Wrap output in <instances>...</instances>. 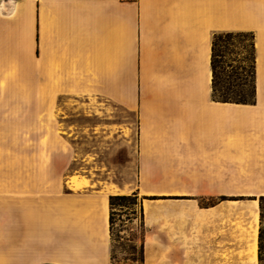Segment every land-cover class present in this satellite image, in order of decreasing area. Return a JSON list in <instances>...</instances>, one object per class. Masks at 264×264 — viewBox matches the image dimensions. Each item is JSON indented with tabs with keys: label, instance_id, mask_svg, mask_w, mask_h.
Instances as JSON below:
<instances>
[{
	"label": "crops",
	"instance_id": "1",
	"mask_svg": "<svg viewBox=\"0 0 264 264\" xmlns=\"http://www.w3.org/2000/svg\"><path fill=\"white\" fill-rule=\"evenodd\" d=\"M218 32L253 34L255 101L214 98ZM8 42L15 61L28 44L34 92L136 114L138 195H187L147 204L143 264L258 263L230 195L264 189V0H0V140ZM52 178L0 163V264H112L110 195L130 191Z\"/></svg>",
	"mask_w": 264,
	"mask_h": 264
},
{
	"label": "rangeland",
	"instance_id": "2",
	"mask_svg": "<svg viewBox=\"0 0 264 264\" xmlns=\"http://www.w3.org/2000/svg\"><path fill=\"white\" fill-rule=\"evenodd\" d=\"M9 16L8 13V19ZM11 32L13 29L8 25V36ZM251 42L249 33L234 32L219 47L220 53L225 54L223 60L230 63V66L221 64L220 77L229 78L230 90L236 94L252 89ZM14 48L8 42L6 125L5 137L0 140V163L38 165L40 180L52 181L54 176L55 181H63L69 175L89 174L130 191L116 195L135 194L136 202L116 201L113 208L112 263L142 264L140 248L142 244L144 247L147 232V204L187 195L175 190L172 194L157 193L144 199L138 195L136 114L104 97L50 98L45 93L34 92L26 66L29 46L26 42L20 45V61L13 57ZM256 193L253 189H231L232 227L240 231L246 227L252 229L253 213L258 211L257 264H264V199L261 198L264 194Z\"/></svg>",
	"mask_w": 264,
	"mask_h": 264
},
{
	"label": "trees",
	"instance_id": "3",
	"mask_svg": "<svg viewBox=\"0 0 264 264\" xmlns=\"http://www.w3.org/2000/svg\"><path fill=\"white\" fill-rule=\"evenodd\" d=\"M238 34L243 33V32H237ZM234 34V32H218L214 35L213 39V45H212V69H213V95L216 100L220 101H231V102H243V103H248V102H253L255 101V64H254V54H253V85L252 89L248 92H231L230 90V80L229 78L222 79L220 77V74L222 71L220 70L223 65L230 66L229 61L223 60V57L225 54H221L219 47L221 46V43L225 38H229ZM250 34V33H249ZM252 42L251 46L254 48L253 44V34H250ZM222 52V51H221ZM223 64V65H221ZM234 95H239V97H233ZM137 196L134 195H110V207H111V214H110V224H111V235L113 239V226H114V211L113 208L116 204V201H130L132 203L136 202ZM262 199H264V196H261ZM122 205V204H121ZM144 237V235L142 234ZM261 240H262V230L260 231L259 234V247H260V253L259 257L261 258ZM140 261L143 264L144 262V247L143 244L141 245L140 248ZM46 264H51V263H46ZM116 264V263H112Z\"/></svg>",
	"mask_w": 264,
	"mask_h": 264
},
{
	"label": "bare ground",
	"instance_id": "4",
	"mask_svg": "<svg viewBox=\"0 0 264 264\" xmlns=\"http://www.w3.org/2000/svg\"><path fill=\"white\" fill-rule=\"evenodd\" d=\"M77 176H74L72 177L73 181L75 182ZM257 192H260V193H264V189H260V190H257ZM254 215V224H253V227H252V245H251V253H252V260L253 262L256 261V258H257V233H258V230H257V221H258V212L257 211H254L253 213Z\"/></svg>",
	"mask_w": 264,
	"mask_h": 264
}]
</instances>
